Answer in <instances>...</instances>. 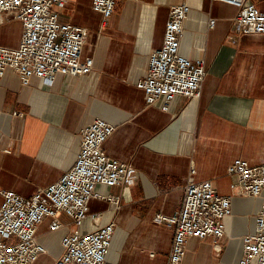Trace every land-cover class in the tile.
I'll list each match as a JSON object with an SVG mask.
<instances>
[{
	"label": "crops",
	"instance_id": "crops-1",
	"mask_svg": "<svg viewBox=\"0 0 264 264\" xmlns=\"http://www.w3.org/2000/svg\"><path fill=\"white\" fill-rule=\"evenodd\" d=\"M249 1L264 11V0ZM181 3L190 12L180 54L203 59L207 74L199 97L178 95L163 111L164 98L148 105L137 83L163 44L171 7ZM64 9L62 21L88 30L83 56L94 58V69L58 74L52 86L36 76L24 86L13 70L0 78V206L1 192L31 197L59 181L76 163L81 131L99 118L115 126L104 145L108 156L137 172L133 186L98 184L102 198L90 201V212L102 214L100 226L116 224L107 264H167L173 230L155 217L180 207L192 166L197 181H212L220 194L233 197L232 213L222 252L211 238H190L183 264H238L263 198L232 191L237 179L227 170L235 160L264 164V35L240 32L238 9L213 0H117L106 24L92 0H71ZM7 24L14 42L3 46L15 48L22 25L10 20L2 27ZM110 196L120 197L119 210L103 198ZM50 224L46 219L38 229L47 253L34 264H54L63 253L61 240L71 226L50 232ZM95 229L88 218L82 232Z\"/></svg>",
	"mask_w": 264,
	"mask_h": 264
},
{
	"label": "built area",
	"instance_id": "built-area-1",
	"mask_svg": "<svg viewBox=\"0 0 264 264\" xmlns=\"http://www.w3.org/2000/svg\"><path fill=\"white\" fill-rule=\"evenodd\" d=\"M71 0H0V29L10 20L22 25L19 45H0V78L8 70L19 75L24 86L33 76L52 86L58 74L87 75L94 69V58L84 57L89 32L86 28L62 21L59 10ZM139 1V0H131ZM235 6L238 13L235 27L245 35H264V11L249 0H213ZM117 0H92V9L102 17L103 24L115 12ZM190 7L181 3L171 7L166 22L164 41L150 55L146 76L137 83L148 105L164 98L163 111L178 95L192 99L201 95L207 74L203 59L190 60L180 54L184 24ZM216 21L211 19L212 29ZM115 126L95 119L81 131L80 151L73 168L48 188L31 197L13 191L1 192L0 264H34L47 249L38 241V229L50 219V232L63 227L71 230L61 240L62 255L54 264H107L106 255L115 234L116 224L100 226L101 213L90 212V201L99 196L98 184L133 186L136 169L128 163L112 159L104 149ZM228 175L237 181L230 185L240 196L263 198L257 214L255 232L243 238V256L238 264H264V164L251 165L235 160ZM192 166L184 188L180 207L169 216L157 214L158 224L173 230L172 249L167 264H183L190 238L214 240L218 253L225 237L227 219L232 213V196L220 194L212 181H197ZM102 198V197H101ZM119 210L120 197H103ZM65 215L70 222L63 223ZM91 218L96 229L84 233L82 227Z\"/></svg>",
	"mask_w": 264,
	"mask_h": 264
},
{
	"label": "rangeland",
	"instance_id": "rangeland-1",
	"mask_svg": "<svg viewBox=\"0 0 264 264\" xmlns=\"http://www.w3.org/2000/svg\"><path fill=\"white\" fill-rule=\"evenodd\" d=\"M65 9L59 10V14L61 17V20H63L62 15L64 14ZM11 29H13V26L10 24L5 25L0 29V44L1 45H10L13 41V33L11 32Z\"/></svg>",
	"mask_w": 264,
	"mask_h": 264
},
{
	"label": "bare ground",
	"instance_id": "bare-ground-1",
	"mask_svg": "<svg viewBox=\"0 0 264 264\" xmlns=\"http://www.w3.org/2000/svg\"><path fill=\"white\" fill-rule=\"evenodd\" d=\"M14 38V37H13ZM12 42H14V39H13V41Z\"/></svg>",
	"mask_w": 264,
	"mask_h": 264
}]
</instances>
